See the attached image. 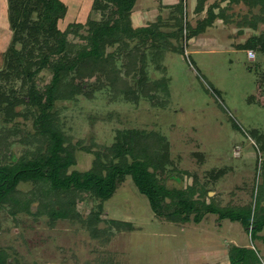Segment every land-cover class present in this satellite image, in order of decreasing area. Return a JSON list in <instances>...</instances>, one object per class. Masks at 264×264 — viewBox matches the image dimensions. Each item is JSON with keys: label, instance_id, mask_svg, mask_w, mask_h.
Instances as JSON below:
<instances>
[{"label": "rangeland", "instance_id": "obj_1", "mask_svg": "<svg viewBox=\"0 0 264 264\" xmlns=\"http://www.w3.org/2000/svg\"><path fill=\"white\" fill-rule=\"evenodd\" d=\"M62 1L68 10L57 22L61 30L72 21L84 23L88 18H101V12L90 11L92 0ZM191 1H185V10L182 2L175 6L176 16L161 27L175 31L174 37H169L168 52L162 51L157 59L146 53L144 60L148 82L163 78L167 94L160 87L150 90L154 96L151 98L140 91L136 102L114 94L107 75L97 72L89 80L82 79V94L73 100L57 101L56 108L64 134L76 146V164L70 169L85 170L90 166L93 155L79 145L94 150L109 146L117 129L124 132L134 128L146 134L155 131L168 140L171 158L167 169L158 173L161 181L169 187L193 185L198 192L203 188L204 194H196V198L223 208H240L241 219H220L215 213L204 215L198 222L192 218L181 222L157 217L146 195L127 176L103 204V220L96 223V228L103 231L96 237L81 219H51L45 212L33 213L37 199L29 212L12 213L6 205L0 210V250L7 253L9 261L229 264L230 246L240 245L252 248L258 264H264V229L254 234L250 231L261 219L264 221V12L238 2L233 21L224 25L221 38L206 33L213 23L211 13L193 23ZM199 34L206 38L205 48L187 42L190 35ZM11 36L7 2L4 8L1 0L0 69L5 66L3 54ZM212 43L222 48L211 47ZM134 44L130 41V48L142 50ZM119 48L113 43L107 52H114L113 63L119 71L117 84L125 87L132 84L133 74L126 72V58ZM250 48L255 51L253 59L247 56ZM49 79L48 70L35 78L39 85ZM24 84L19 80L16 86ZM16 109L25 112L23 106ZM32 131L29 114L21 113L9 123L0 119V142L16 156L36 144L21 140ZM16 189L21 196L37 191L31 181L20 182ZM83 200L77 205L81 218L95 209L98 201L89 194ZM248 211L251 225L247 228L244 221ZM110 218L128 221L132 227L117 228L109 223Z\"/></svg>", "mask_w": 264, "mask_h": 264}, {"label": "trees", "instance_id": "obj_2", "mask_svg": "<svg viewBox=\"0 0 264 264\" xmlns=\"http://www.w3.org/2000/svg\"><path fill=\"white\" fill-rule=\"evenodd\" d=\"M237 1H243L249 9L258 7L264 12V0ZM6 2L12 36L3 54L5 66L0 69V119L9 123L21 113L29 114L33 131L21 140L36 144L16 156L0 142V210L9 205L12 213L29 212L37 199L33 213L45 212L51 219H81L96 237L103 231L96 228V223L103 220V204L130 176L148 198L157 217L181 222L192 218L198 222L204 215L215 213L220 219H241L240 208H223L212 201L196 198V194H204L203 188L198 192L199 188L193 185L169 187L161 181L158 173L167 169L171 158L168 140L155 131L146 134L134 128L123 129L124 132L117 129L109 146L94 150L91 146L79 145L78 148L90 152L93 158L85 170L70 169L76 164V146L63 132L57 101L73 100L82 94L84 81L97 72L107 75L114 94H122L136 102L140 91L150 98L154 97L150 90L158 87L168 93L163 78L148 82L143 66L148 53L155 59L162 55L165 37L159 32L157 22L145 27L132 24L130 15L135 0H92L90 11L101 12V18H88L84 23L72 21L63 30L57 26L68 10L62 0ZM181 2L179 0L176 6ZM130 41L142 50L130 48ZM113 43L120 45L119 51L122 50L126 58V72L133 74L132 84H125V87L117 84L119 71L113 63L114 52H107L108 45ZM42 70L50 72V79L39 85L35 78ZM19 80L25 84L17 88ZM18 106H23L25 112L17 110ZM22 181H31L37 191L21 196L16 186ZM85 194L98 201L96 208H91L88 215L81 218L77 205L84 201ZM249 216L248 211L244 221L247 228L251 225ZM109 223L117 228L132 227L128 221L113 218ZM263 229L261 219L250 231L254 234ZM228 259L229 264H258L253 249L247 246L231 245ZM0 264L15 263L0 250Z\"/></svg>", "mask_w": 264, "mask_h": 264}, {"label": "crops", "instance_id": "obj_3", "mask_svg": "<svg viewBox=\"0 0 264 264\" xmlns=\"http://www.w3.org/2000/svg\"><path fill=\"white\" fill-rule=\"evenodd\" d=\"M4 1V8H5V0ZM179 0H135L131 11V21L135 27H145L150 23L157 22L158 23V30L162 35L165 37V41L162 43L161 50L164 52L166 50L168 52L169 47H171V40L169 41V37H174L173 28L168 27V29L163 30L161 27L162 25L165 26L170 24V18L176 16L175 6ZM237 0H192L190 4V16L193 23L196 20H201L204 18L205 15H208V10L211 9V14L214 15L213 23L209 26L210 29L206 32L207 35L212 34L216 37H221V31L224 29V25L226 23H230L233 21V16H235V4H238ZM1 3V0H0ZM222 10V15H220V11ZM227 15L229 18H227ZM231 15V16H229ZM224 16V18H223ZM225 20V23L223 22ZM197 30V29H195ZM207 30V28L205 29ZM164 31V32H163ZM166 32V33H165ZM204 33V32H203ZM201 33V34H203ZM200 36L193 37V35L187 40L190 43L199 45L200 48H205V41L206 38H202ZM197 35V34H196ZM207 37V36H206ZM222 38V37H221ZM211 47L222 48L218 46L217 43H212ZM210 47V48H211ZM212 48V49H214ZM253 49V48H250Z\"/></svg>", "mask_w": 264, "mask_h": 264}, {"label": "built area", "instance_id": "obj_4", "mask_svg": "<svg viewBox=\"0 0 264 264\" xmlns=\"http://www.w3.org/2000/svg\"><path fill=\"white\" fill-rule=\"evenodd\" d=\"M186 0H182L183 6H184V10H185V2ZM247 56L249 59H253L255 56V51L253 49H248L247 50Z\"/></svg>", "mask_w": 264, "mask_h": 264}]
</instances>
